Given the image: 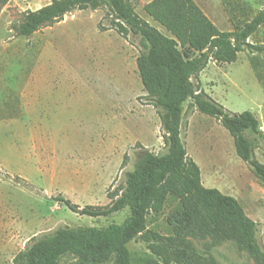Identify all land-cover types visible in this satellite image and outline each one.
Instances as JSON below:
<instances>
[{
  "label": "rangeland",
  "instance_id": "1",
  "mask_svg": "<svg viewBox=\"0 0 264 264\" xmlns=\"http://www.w3.org/2000/svg\"><path fill=\"white\" fill-rule=\"evenodd\" d=\"M52 0H0V264L35 235L59 226L122 223L130 209L110 216L73 212L54 197L78 204L107 205L108 191L124 182L145 150L166 151L157 109L142 84L137 60L140 38H125L112 25L108 4L86 6L43 26L32 36L18 32L24 13ZM135 11L167 35L144 11L148 0H128ZM218 26L229 31L251 20L264 0H198ZM264 47V25L250 40ZM264 50L247 49L234 62L211 60L195 83L231 112L264 107ZM183 118L182 136L206 187L241 203L258 222L264 246V184L236 152L221 122L195 108ZM257 159L264 164L262 148ZM170 200L148 227L168 233ZM208 264H257L234 241L194 240ZM209 245H212L209 249ZM132 264L154 256L140 236L129 244ZM110 260L103 264H113ZM61 264H84L74 255ZM87 264V263H85Z\"/></svg>",
  "mask_w": 264,
  "mask_h": 264
},
{
  "label": "trees",
  "instance_id": "2",
  "mask_svg": "<svg viewBox=\"0 0 264 264\" xmlns=\"http://www.w3.org/2000/svg\"><path fill=\"white\" fill-rule=\"evenodd\" d=\"M108 4L112 25L125 38H140L138 71L147 97L161 119L166 151L145 150L124 182L108 191L107 205L81 208L71 199H54L73 212L90 217L110 216L130 209L122 223L98 226H59L32 237L19 251L14 264H61L74 255L87 264H132L129 244L136 237L147 243L153 254L147 264H208L194 240L238 244L257 262L264 264V246L259 225L237 198L218 188L206 187L198 163L189 155L182 136L183 118L189 108L217 118L234 138L237 155L249 164L264 184V164L256 149L264 152V132L258 117L249 110L231 112L195 83L211 60L234 62L249 49L264 50L250 40L264 25V5L243 25L224 31L195 0H152L144 11L170 35L143 19L128 0H52L24 13L19 34L30 37L43 26L60 21L77 8ZM177 202L166 216L168 233L148 227L150 218L160 216L168 202ZM212 245H209L211 249Z\"/></svg>",
  "mask_w": 264,
  "mask_h": 264
},
{
  "label": "crops",
  "instance_id": "3",
  "mask_svg": "<svg viewBox=\"0 0 264 264\" xmlns=\"http://www.w3.org/2000/svg\"><path fill=\"white\" fill-rule=\"evenodd\" d=\"M150 1H152V0H148V1H145L144 2V6H145V4H147L148 2H150ZM197 3H198V0H195ZM199 4V3H198ZM200 5V4H199ZM159 30H161V29H159ZM162 31V30H161ZM163 32V31H162ZM164 33V32H163ZM166 34V33H165ZM203 73V72H202ZM202 73H201V82H202ZM261 83L263 84V86H264V80L263 81H261ZM203 89V88H202ZM256 115V114H255ZM257 117H258V119H259V121H260V129H261V131H263L264 132V107L262 108V110H261V112L260 113H257V115H256Z\"/></svg>",
  "mask_w": 264,
  "mask_h": 264
}]
</instances>
